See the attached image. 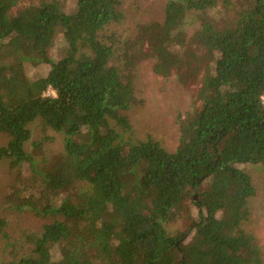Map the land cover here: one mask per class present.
<instances>
[{"label": "trees", "instance_id": "16d2710c", "mask_svg": "<svg viewBox=\"0 0 264 264\" xmlns=\"http://www.w3.org/2000/svg\"><path fill=\"white\" fill-rule=\"evenodd\" d=\"M64 1L13 12L23 0H0V163L35 185L12 186L4 202L48 218L23 231L27 253L1 264H263L255 238L235 231L255 195L237 165H264V0H167L162 22L124 41L108 33L123 0H75L71 13ZM58 34L65 49L52 60ZM148 58L155 75L198 85L171 154L151 137H122L133 129L128 71ZM26 64L49 70L29 79ZM37 120L64 136L54 169L24 149ZM76 182L84 188L70 194ZM181 218L189 227L171 234Z\"/></svg>", "mask_w": 264, "mask_h": 264}, {"label": "rangeland", "instance_id": "374dc122", "mask_svg": "<svg viewBox=\"0 0 264 264\" xmlns=\"http://www.w3.org/2000/svg\"><path fill=\"white\" fill-rule=\"evenodd\" d=\"M47 0H23L13 12H20L23 7L41 4ZM234 4L237 0H231ZM167 0H123L121 6L123 19L111 25L108 33L114 32L121 40L132 39L139 25L150 22H162ZM64 12L71 13L75 8V0L64 1ZM198 22L192 14L186 18L185 29L190 36L197 28ZM65 49L61 35L50 49L52 60H57ZM153 59L140 61L128 71V79L135 91V103L127 113L132 132L123 133L122 137L128 145L146 140L148 137L158 141L168 153H174L179 145L178 119L194 109L197 84L181 85L174 75L163 77L152 72ZM24 74L29 79L45 76L49 66L40 64L33 66L26 64ZM52 92L48 91V94ZM31 139L24 149L31 153L39 168L54 169L63 155L64 136L55 132L43 121L37 120L29 127ZM8 138L0 134V146L7 144ZM237 168L246 172L255 189V195L247 200V219L235 231L236 234H250L255 238V244L264 264V165L240 164ZM32 173L23 169L22 173L9 167L7 161L0 163V220H4L3 230L6 237L0 235V264L20 258L28 252L29 247L24 244L23 231L37 230L48 218H39L29 212L18 213L7 209L4 202L5 195L12 186L20 182L33 185ZM84 188L82 183L76 182L69 189L70 194ZM192 219L197 211L191 209ZM190 219L181 218L169 224V232L175 234L185 231L189 227Z\"/></svg>", "mask_w": 264, "mask_h": 264}, {"label": "built area", "instance_id": "2783aa9c", "mask_svg": "<svg viewBox=\"0 0 264 264\" xmlns=\"http://www.w3.org/2000/svg\"><path fill=\"white\" fill-rule=\"evenodd\" d=\"M262 100H263V104H264V97L262 98Z\"/></svg>", "mask_w": 264, "mask_h": 264}]
</instances>
